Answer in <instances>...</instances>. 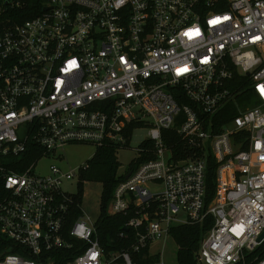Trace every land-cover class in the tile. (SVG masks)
Returning a JSON list of instances; mask_svg holds the SVG:
<instances>
[{"label":"built area","instance_id":"obj_1","mask_svg":"<svg viewBox=\"0 0 264 264\" xmlns=\"http://www.w3.org/2000/svg\"><path fill=\"white\" fill-rule=\"evenodd\" d=\"M235 72L254 105L226 86ZM230 104L236 114L217 126ZM140 126L147 159L107 205L125 218V247L102 244L83 210L65 229L62 183L85 166L40 175L37 160L74 144L120 148ZM31 144L43 154L15 170ZM0 181V236L19 249L0 264H55L76 243L61 264H139L142 250L158 264L151 246L180 225L205 229L196 264H264V0H0Z\"/></svg>","mask_w":264,"mask_h":264},{"label":"trees","instance_id":"obj_2","mask_svg":"<svg viewBox=\"0 0 264 264\" xmlns=\"http://www.w3.org/2000/svg\"><path fill=\"white\" fill-rule=\"evenodd\" d=\"M233 91H241L240 104L242 108L250 107L254 105V101L252 100V93L249 89H244L245 83L241 77L238 76L237 72H235L233 79L229 85H226ZM236 114L235 108L230 105H226L221 111H219L214 116V121H216L217 126L221 123L226 122L229 118L233 117ZM133 124L130 125V127ZM164 135L169 134L171 138L175 141L179 139V136L175 135V133L171 131L163 132ZM169 143V141H167ZM183 144V143H182ZM128 145V144H127ZM126 145V146H127ZM181 145V143H179ZM142 143L139 147H142ZM118 150L117 146L108 145L105 147L97 148L92 157L87 160V164L84 169H81L79 173L78 184L80 185L85 180L97 181L101 183V195H100V208H99V216L95 221V229L96 234L98 235L100 242L106 245L107 241L111 242L112 245L108 246V248L112 249H121L125 247V243L122 239L119 238L118 234L122 230V225L125 220L123 216L120 215H110L107 212V205L109 200L112 197L115 186L118 182L124 180V174L118 173L119 163L116 159V152ZM175 156L179 154L176 152V148L173 149ZM43 154V150L37 147H33L32 144L28 146L27 151L16 160L19 162L18 165L13 168L16 170L18 168L21 169L24 166L31 163L33 160L39 158ZM147 158L143 156H138L135 158L126 169V172L133 169L140 162L145 161ZM216 162L212 157L207 159V169L205 175V186H206V200L209 201L215 194L216 182H215V170H216ZM220 186L224 187L226 180L223 175L220 177ZM5 191L3 189L2 183L0 181V201L3 198ZM82 196L81 192H77L75 194H70L69 197V209L68 216L65 223V229L69 227V225L75 221L78 217L82 215V207H81ZM204 228L199 225H180L172 227L170 234L174 239L176 244V260L178 264H196L195 261V253L199 247V243L204 234ZM131 232H126L127 236ZM77 245L74 244L72 248L69 250H62L60 253H53L56 262L55 264H61L63 262L64 257L68 256L71 258L78 254L82 249H77ZM0 251H4L6 253H19L18 247L12 245L11 242L0 236ZM144 250L140 251L138 254H135V258L139 260V264H146L147 261L142 259V255ZM111 264H121L120 260H116V262Z\"/></svg>","mask_w":264,"mask_h":264},{"label":"rangeland","instance_id":"obj_3","mask_svg":"<svg viewBox=\"0 0 264 264\" xmlns=\"http://www.w3.org/2000/svg\"><path fill=\"white\" fill-rule=\"evenodd\" d=\"M148 126H140L133 129L127 146L118 148L116 159L119 163L118 173H123L129 164L138 157L137 148L148 138ZM96 150V147L91 144H74L64 148L62 160L54 159L51 156L42 157L35 163L33 171L35 174L46 175L49 173L50 164H58L60 168L66 172L73 168L77 172V166L87 164ZM62 188L69 194L81 192L82 201L81 207L83 213L89 216L91 221H96L99 216L101 183L97 181L85 180L80 185L75 177L70 180H64ZM221 186L219 184V190ZM176 244L172 237H168L165 241L160 240L151 246V251L160 252L161 262L158 264H178L176 260Z\"/></svg>","mask_w":264,"mask_h":264},{"label":"water","instance_id":"obj_4","mask_svg":"<svg viewBox=\"0 0 264 264\" xmlns=\"http://www.w3.org/2000/svg\"><path fill=\"white\" fill-rule=\"evenodd\" d=\"M129 173H130V172H127V173L124 175V178H127L128 175H129ZM125 230H127V229H125ZM263 235H264V232L259 236L258 239H261Z\"/></svg>","mask_w":264,"mask_h":264},{"label":"snow or ice","instance_id":"obj_5","mask_svg":"<svg viewBox=\"0 0 264 264\" xmlns=\"http://www.w3.org/2000/svg\"><path fill=\"white\" fill-rule=\"evenodd\" d=\"M211 23H216V21H211Z\"/></svg>","mask_w":264,"mask_h":264}]
</instances>
